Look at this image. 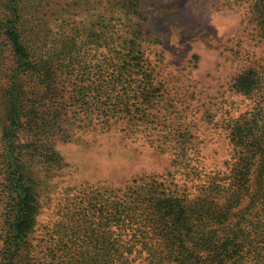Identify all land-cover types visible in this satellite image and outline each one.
Instances as JSON below:
<instances>
[{
	"label": "trees",
	"instance_id": "obj_1",
	"mask_svg": "<svg viewBox=\"0 0 264 264\" xmlns=\"http://www.w3.org/2000/svg\"><path fill=\"white\" fill-rule=\"evenodd\" d=\"M68 1L0 0V264H264V55L254 51L264 47V0H228L255 24L258 44L231 49L255 59L232 80L252 107L228 122L224 170L191 167L190 183L173 173L117 187L85 183L55 202L56 222L40 227L44 178L63 166L60 136L81 139L77 130L101 131L135 112L136 128L161 118L153 100L163 87L142 31L123 41L128 54L90 67L83 50L106 31L96 21L70 25ZM125 5V14L140 17L135 4ZM193 138L171 134L174 167L186 166Z\"/></svg>",
	"mask_w": 264,
	"mask_h": 264
},
{
	"label": "rangeland",
	"instance_id": "obj_2",
	"mask_svg": "<svg viewBox=\"0 0 264 264\" xmlns=\"http://www.w3.org/2000/svg\"><path fill=\"white\" fill-rule=\"evenodd\" d=\"M75 1L81 7L69 0L72 7L66 8L72 15L70 25L96 21L106 31L101 41L90 42L83 50L90 67L102 65L112 55L128 54L129 50L122 49L123 41H132L136 31H142L155 83L163 87L153 100L161 102L156 108V115L161 118H149L146 123L151 126L146 129L134 126L140 113L117 114L112 127L88 133L77 130L75 133L81 139L67 141L60 136L56 150L63 166L44 178L40 227L56 222L55 202L85 183L117 187L142 176L162 179L168 173L190 183L191 167L198 166L207 172L224 170L232 151L228 122L252 107L248 98L235 92L232 80L255 58L245 53L237 55L231 49L240 51V47L256 46L258 29L244 10L229 5L228 0ZM125 4H135L140 17L125 14ZM60 19H52V24L59 26ZM70 25L65 29H70ZM58 29L55 27L54 32L58 33ZM50 42L47 50L52 47ZM256 50L264 55V47ZM65 87L72 89L71 85ZM59 91L63 93V85ZM58 97L59 108L65 107L61 102L63 95ZM3 114L0 106V117ZM158 120L161 125L167 121L171 126L157 127ZM185 131L194 136L193 151L186 166L174 167L177 150H173L171 134L182 135Z\"/></svg>",
	"mask_w": 264,
	"mask_h": 264
}]
</instances>
